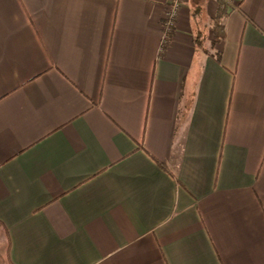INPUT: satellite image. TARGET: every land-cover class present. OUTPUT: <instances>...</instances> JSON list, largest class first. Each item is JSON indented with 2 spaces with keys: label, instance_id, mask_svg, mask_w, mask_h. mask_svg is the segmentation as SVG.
<instances>
[{
  "label": "crops",
  "instance_id": "1",
  "mask_svg": "<svg viewBox=\"0 0 264 264\" xmlns=\"http://www.w3.org/2000/svg\"><path fill=\"white\" fill-rule=\"evenodd\" d=\"M169 3L0 0L9 264H264V0Z\"/></svg>",
  "mask_w": 264,
  "mask_h": 264
},
{
  "label": "trees",
  "instance_id": "2",
  "mask_svg": "<svg viewBox=\"0 0 264 264\" xmlns=\"http://www.w3.org/2000/svg\"><path fill=\"white\" fill-rule=\"evenodd\" d=\"M218 8L216 10L215 16L212 19L211 23V34L213 39L209 43L208 47H204V41H205V35L203 32H201V37L197 40L198 47L206 53H209L213 47L220 43L224 38V26H223V20L226 18V16L229 14V12L233 9L229 3L226 2V0H217ZM201 9L199 7H196L193 11L192 17L195 18V15L197 17H202V13L200 11ZM171 33V32H170ZM204 35V36H203ZM170 36V35H169ZM160 167L165 170V167L163 165H160ZM172 175V174H170ZM0 264H9L6 257L2 256L0 254Z\"/></svg>",
  "mask_w": 264,
  "mask_h": 264
},
{
  "label": "built area",
  "instance_id": "3",
  "mask_svg": "<svg viewBox=\"0 0 264 264\" xmlns=\"http://www.w3.org/2000/svg\"><path fill=\"white\" fill-rule=\"evenodd\" d=\"M181 6V0H170L168 9L165 13L164 19V41L168 39V33H170L176 26Z\"/></svg>",
  "mask_w": 264,
  "mask_h": 264
},
{
  "label": "rangeland",
  "instance_id": "4",
  "mask_svg": "<svg viewBox=\"0 0 264 264\" xmlns=\"http://www.w3.org/2000/svg\"><path fill=\"white\" fill-rule=\"evenodd\" d=\"M201 2H203V0H200ZM226 2L228 3V0H226ZM190 3H191V1H190ZM195 6H198V5H193V9L195 8ZM192 14H193V12H191V17H192ZM193 18V17H192ZM195 18L197 19V22L199 21V20H201L200 18L201 17H197V15H195Z\"/></svg>",
  "mask_w": 264,
  "mask_h": 264
}]
</instances>
